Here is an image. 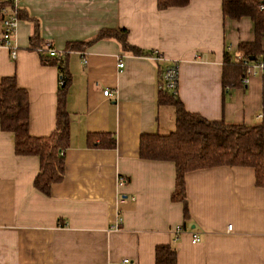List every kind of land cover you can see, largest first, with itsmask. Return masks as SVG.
Instances as JSON below:
<instances>
[{
    "label": "crops",
    "instance_id": "1",
    "mask_svg": "<svg viewBox=\"0 0 264 264\" xmlns=\"http://www.w3.org/2000/svg\"><path fill=\"white\" fill-rule=\"evenodd\" d=\"M12 4L0 0V18ZM16 5L15 56L0 45V79L14 76L25 90L28 134L47 136L55 126L58 74L39 53L64 55L68 146L63 177L45 196L31 185L38 158L15 155L12 134L0 130V264H154V247L162 244L174 247L175 264H264V187L256 186L251 167L185 172L184 219L182 204L170 199L173 164L137 154L141 134L174 127L173 107L157 103L165 66L176 69L175 94L185 111L206 120L264 123V75L224 90L220 80L223 51L234 57L239 42L253 39L250 19L223 17L221 0L164 9L156 0ZM118 29L129 45L160 59L124 50L117 36L96 38ZM33 36L44 47L30 46ZM71 42L88 44L66 49ZM259 47L264 57V34ZM94 133H112L114 147L89 146ZM262 139L264 148V126ZM177 225L182 228L174 232ZM192 233L198 242L190 241Z\"/></svg>",
    "mask_w": 264,
    "mask_h": 264
},
{
    "label": "trees",
    "instance_id": "2",
    "mask_svg": "<svg viewBox=\"0 0 264 264\" xmlns=\"http://www.w3.org/2000/svg\"><path fill=\"white\" fill-rule=\"evenodd\" d=\"M186 2L187 0H156V6L158 9H164L169 6H181ZM221 12L223 17L233 20L248 17L253 33L252 41L237 44V54L234 57H231L228 51H223L220 80L224 90L242 85L240 80L245 70L243 60L246 63L252 62L261 56L259 43L264 34V0H221ZM125 34L124 29L104 30L100 31L96 38L117 36L124 50L135 55L152 54L150 50L141 51L129 45L124 37ZM30 41V46L38 45L36 36L31 37ZM84 44L88 42H71L66 45V49ZM37 47L44 46L40 44ZM43 52L49 57L50 62L43 57ZM39 55L43 63L48 61L53 64L58 74L54 129L47 136L28 134L26 92L16 85L14 76H5L0 79V130L12 134L15 155H33L38 158V170L31 185L38 192L48 196L50 186L63 177L62 151L68 146L69 123L68 113L64 108V95L69 76L64 55L55 52L49 55L48 49L40 51ZM162 70L159 72V80ZM157 103L173 107L174 127L164 134L158 132L141 134L138 139L137 154L141 159L169 161L173 164L174 189L170 199L182 204L184 219L188 218L183 183V176L187 171L217 165L248 166L253 169L256 186L264 187L263 122L246 124L206 120L198 114L183 109L175 94V86L172 90L159 86ZM114 143L112 133L88 135L89 146L113 148ZM154 264H175L174 247L165 244L156 245Z\"/></svg>",
    "mask_w": 264,
    "mask_h": 264
},
{
    "label": "built area",
    "instance_id": "3",
    "mask_svg": "<svg viewBox=\"0 0 264 264\" xmlns=\"http://www.w3.org/2000/svg\"><path fill=\"white\" fill-rule=\"evenodd\" d=\"M12 2V6L11 9L7 10V11H3L2 12V16L0 18V45L6 47L9 49V54H10V58H14L15 56V46L12 45L11 41L13 39V34L15 32L16 29V24H17V5H16V1L17 0H7ZM263 7V6H261ZM49 55H53L54 51H52V49L48 50ZM152 57V59L154 60H158L160 59V56L157 55L156 52L152 51V54L150 55ZM242 64L245 65V70H244V74L240 80L241 84H245L247 81V77L250 75H255V74H261L264 75V57L263 56H259L258 58H256L254 61L252 62H247L246 61H242ZM117 67L120 68L122 67V63L118 61L117 63ZM175 67L174 66H167L164 67L161 75H160V80H159V84L158 87H165L169 90H172L175 86V82H176V72H175ZM102 94L104 96L106 95H110V93L108 92L107 89H104L102 91ZM226 229H230V225H228L226 227ZM180 226L177 225L174 228V232H179ZM190 241L192 243L198 242L199 241V237L197 236L196 233H192L190 236ZM127 262L126 259L122 260V263Z\"/></svg>",
    "mask_w": 264,
    "mask_h": 264
}]
</instances>
